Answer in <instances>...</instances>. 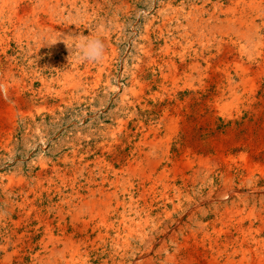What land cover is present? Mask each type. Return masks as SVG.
Instances as JSON below:
<instances>
[{
  "label": "rangeland",
  "instance_id": "374dc122",
  "mask_svg": "<svg viewBox=\"0 0 264 264\" xmlns=\"http://www.w3.org/2000/svg\"><path fill=\"white\" fill-rule=\"evenodd\" d=\"M0 264H264V0H0Z\"/></svg>",
  "mask_w": 264,
  "mask_h": 264
},
{
  "label": "clouds",
  "instance_id": "9594fccd",
  "mask_svg": "<svg viewBox=\"0 0 264 264\" xmlns=\"http://www.w3.org/2000/svg\"><path fill=\"white\" fill-rule=\"evenodd\" d=\"M70 51V56L75 53L79 60L98 63L103 59L105 45L99 36H89L79 39Z\"/></svg>",
  "mask_w": 264,
  "mask_h": 264
}]
</instances>
